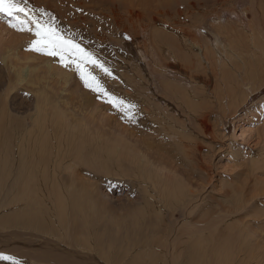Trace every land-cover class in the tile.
<instances>
[{
	"label": "rangeland",
	"instance_id": "obj_1",
	"mask_svg": "<svg viewBox=\"0 0 264 264\" xmlns=\"http://www.w3.org/2000/svg\"><path fill=\"white\" fill-rule=\"evenodd\" d=\"M20 6L91 60H82L75 51L65 53V67L56 61L59 56L32 50L35 35L18 30L16 16L0 12V119L8 115L13 123L23 121L30 128L39 101H45L48 114L64 113L67 133L88 130V144L97 132L101 139L96 144L106 150L115 139L123 140L118 144L120 159L113 155L104 162L106 172L82 163L73 175L65 174L67 180H79L77 189L93 191L96 229H114L121 222L127 231L147 222L137 214L139 207L145 199H155L144 191L151 186L137 169L149 173L151 168L136 159L148 160L157 169L151 158H161L175 171L177 183L181 178L183 185L189 184L197 202L183 207L186 198L173 206L156 200V206L143 208L162 212L166 228L172 230L202 228L194 221L205 215L203 223L218 228L211 231L222 251L235 252L242 241L237 234L246 231L252 256L262 253L256 259L264 264V86L250 93L264 80V0H20ZM37 6L38 14L33 12ZM10 49L18 54V61L10 59L18 72H31L20 84L1 62ZM46 62L52 74L45 70ZM15 126L13 138L19 131ZM88 144L83 155L93 152L94 144ZM145 151L150 154L146 159L141 155ZM192 208V221L186 222ZM13 210L17 208L3 211ZM19 231L0 228V254L8 256L10 249L12 255L21 254L23 243L40 249V236L25 233L19 238ZM234 254L238 259L244 253ZM252 256L247 249V264L254 263Z\"/></svg>",
	"mask_w": 264,
	"mask_h": 264
},
{
	"label": "bare ground",
	"instance_id": "obj_2",
	"mask_svg": "<svg viewBox=\"0 0 264 264\" xmlns=\"http://www.w3.org/2000/svg\"><path fill=\"white\" fill-rule=\"evenodd\" d=\"M163 6L166 7V5ZM49 7L50 6L47 5L48 10ZM34 9L33 12L35 11L37 14L41 11L40 7ZM6 51V56L2 57L1 62L4 64L7 71L15 75L16 80H18L20 84L31 75V72L29 69H23L21 73L18 72L17 64L10 61L11 58L18 61V54L13 49ZM11 51L13 52L11 53ZM140 54L142 56L141 52ZM204 55L206 56V54ZM204 55L203 58L205 57ZM56 61L61 60L60 58H56ZM45 65V70L49 72V74H52L53 68L49 66L51 64L46 62ZM234 83H236L235 80ZM256 84L252 86V90H250L251 94L264 86V80L261 81L258 86ZM225 93L227 92L225 91ZM245 99L246 98H244L243 101H245ZM90 103V99L86 98L85 107H88ZM39 105L40 106L36 108V118L33 119L30 128L22 123L23 121L13 123L14 120L8 117V115L5 120L4 118L3 120L0 119V199H3L0 200V228H14L17 229V231H25L24 233L21 232L22 234L20 231L16 234L19 238H22L25 233L35 238L40 236V239L37 238L39 239L40 249H38L39 247L37 249H35V247H27L29 245L23 247V243L18 248L24 251L21 252V254L15 253L12 255L11 251L13 250H8V256L13 257L15 261H18V264L248 263V260L243 257V255L247 249L251 251V256L253 255L251 250L252 243L246 241L248 234H246V231H241L236 227L237 224L233 229L240 230L241 234H237V239H242V241L240 240L238 243L239 245L237 250L235 249V252L232 248L230 252L222 251L218 246L217 236H214L215 233L213 234L215 230H212L213 228H217V226L212 225V223L211 226L203 223L206 221L204 219L205 215L203 217L201 216V222L198 220L194 221L198 222V224L200 223L202 228L196 227L195 225H185L176 230L175 226H173V231L172 229L166 228L167 221L162 212L160 213L159 210H156L153 214L151 209L145 210L143 208L146 206H156V200H159L161 204L165 206L169 204L173 206L178 201H183V199L186 198V201H183V207L189 202H192V204L197 202L198 195L194 194L195 192L189 189V184L188 186H185L186 183L183 185L181 178L178 180V184L175 181L178 177H176L175 171L168 168L166 160L161 158H151L157 163V169L153 168L148 160L142 161V159H136V161L143 162L141 165H147L151 168V172L149 173L142 167L137 169V167H135L137 166L136 163L134 166L138 170V172H134H140L147 184L151 186H149L150 189L145 186L144 191L155 199H145V206L139 207L137 214L141 216L142 219L148 218L147 222H142L141 226H139L140 228L137 226V229L126 228L127 231L121 229L123 225L120 221H118L120 223L115 224L114 229H112L113 227L110 229L106 226L104 229L97 230L96 226L98 222L93 213V204H95L93 203V199L95 198L93 196V191L77 189L79 180H67L66 175H73L75 172L74 169L79 167L82 163H88L87 166H95L96 170L104 172L105 163L110 159V156L115 155L113 157L120 159L118 144H123L124 142L122 139H115L114 141H116V143L109 146L110 150H106L102 147L100 142L99 145L96 144L98 140L101 139V133L97 132L95 133V137L92 138L93 142L91 143L92 140H90V144H88L84 136L85 133L87 134L88 130L83 129L79 132L74 131L70 134L67 133L66 129H70V127L64 120V113L56 110L48 114L45 101H39ZM3 115H5V111ZM59 115H62V118ZM51 116H53V120L48 121V117L51 118ZM11 120V125L5 128ZM204 125L203 122V126ZM14 126L19 130L15 138H13L15 134L12 133ZM59 136L66 139H62ZM87 144L89 146L94 144L93 152H84L83 155L82 151L84 149L86 151ZM146 147L148 149L149 145L146 144ZM141 155L146 159V156L150 154L145 151L141 153ZM118 163H120V161ZM130 163L132 164L134 162L130 161ZM126 171L128 172L127 169L125 171L122 170V173L125 174ZM180 184H182V186ZM80 188L83 189L82 184ZM176 192H178L179 195H177ZM1 195L5 197H1ZM236 200L234 201H239ZM10 207H16L17 210L3 211L5 208ZM192 212L193 208L190 210L189 214L186 215V222L191 223L192 220L190 217ZM236 212L231 213L232 216ZM151 215H154V217ZM183 216L185 215L183 214ZM209 218L210 217H208L207 220ZM237 221L239 222V220ZM192 224L195 223L192 222ZM230 233H232V231H229L227 234ZM222 234L224 233L222 232ZM42 235L48 238L46 239ZM229 237L226 239L228 240ZM46 246L50 247L52 250H44ZM259 248L257 249L258 251L262 247ZM239 251L242 254L244 253L240 257L237 256ZM234 253L237 254L236 257H238V259L235 258ZM257 254L258 256L262 255V253ZM83 256H85V258ZM254 256H256V254H254ZM254 256H252L254 260L253 264H257L258 260L256 258H258V256ZM247 257L250 258L249 255H247ZM166 259L169 260L168 263L165 262ZM245 259L247 261H245ZM0 264H12V261L0 260Z\"/></svg>",
	"mask_w": 264,
	"mask_h": 264
},
{
	"label": "snow or ice",
	"instance_id": "obj_3",
	"mask_svg": "<svg viewBox=\"0 0 264 264\" xmlns=\"http://www.w3.org/2000/svg\"><path fill=\"white\" fill-rule=\"evenodd\" d=\"M0 12L5 13L10 17L16 16L17 20L19 21V27L16 24H11V22L9 23L10 27H18V30H27L35 35L36 39L32 41L30 46L32 50L43 52L44 54L53 57L59 56L65 67L68 66V64L65 62V53H71L75 51L82 60H91V57L84 53L78 45L62 39L50 26L41 23L38 18L32 19L28 15V12L25 10V8L20 6V0H0ZM19 13H23L27 19L21 20L18 15ZM25 25L29 26L25 29ZM91 62L95 63V61ZM77 67L79 68L80 65H77ZM81 78L84 79L83 74ZM85 86H90L88 80L86 79ZM0 260H8L12 261V264H18V261H15L13 257L3 254H0Z\"/></svg>",
	"mask_w": 264,
	"mask_h": 264
}]
</instances>
